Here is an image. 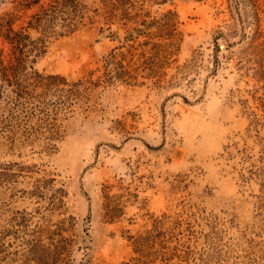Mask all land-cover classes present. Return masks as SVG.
I'll return each instance as SVG.
<instances>
[{"label": "rangeland", "instance_id": "rangeland-1", "mask_svg": "<svg viewBox=\"0 0 264 264\" xmlns=\"http://www.w3.org/2000/svg\"><path fill=\"white\" fill-rule=\"evenodd\" d=\"M102 1L87 0L99 8L95 23L54 40L39 71L97 78L115 48L127 64L129 44L139 62L150 47L126 43L118 21L109 29ZM260 4L254 47L243 7L244 22L229 0L145 1L149 21L169 10L179 21L180 50L165 74L140 70L138 85L94 90L53 148L0 137V264H39L42 247L60 240L69 264H136L130 236L149 233L142 264H264Z\"/></svg>", "mask_w": 264, "mask_h": 264}, {"label": "trees", "instance_id": "trees-1", "mask_svg": "<svg viewBox=\"0 0 264 264\" xmlns=\"http://www.w3.org/2000/svg\"><path fill=\"white\" fill-rule=\"evenodd\" d=\"M145 1L148 0H138L143 2L139 5L133 0L102 1L109 29L118 21L125 29L126 43L132 41L138 42L140 47H150L139 54V62L134 60L136 45L129 44L131 57L127 64L124 62L126 59L118 60L115 48L105 59L102 75L94 78L96 71H91L85 78L70 80L62 74L41 72L36 64L54 40L74 35L94 24L99 8L91 6L87 0H0V137L6 139L11 147L18 141H42L53 148V142L65 136L64 121L79 108L90 109L94 90L117 81L138 85L140 70L147 71L146 77L165 74L164 69L180 50L179 21L172 10L165 13L160 21H149V13L143 12ZM229 7L244 22L245 17L240 14L243 7L248 24L254 31L250 46L256 47L263 34L260 0H229ZM153 24L158 29L156 32L151 31ZM217 36L224 37L226 33L219 31ZM141 37L146 39L138 41ZM121 56L127 57L124 52ZM2 175L0 172V182L3 181ZM153 235L130 236L135 252L139 254L136 264H142V260L149 256ZM62 242L64 240L53 244L54 251L50 247H42L43 255L35 261L39 264H69L64 257L66 248L60 246Z\"/></svg>", "mask_w": 264, "mask_h": 264}]
</instances>
